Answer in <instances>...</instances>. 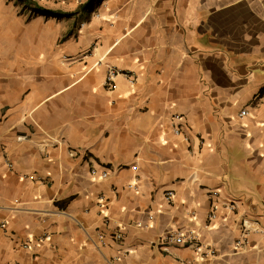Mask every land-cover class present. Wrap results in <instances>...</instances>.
<instances>
[{"label":"crops","instance_id":"0c3cea01","mask_svg":"<svg viewBox=\"0 0 264 264\" xmlns=\"http://www.w3.org/2000/svg\"><path fill=\"white\" fill-rule=\"evenodd\" d=\"M97 5L57 46L0 32V264H264L233 246L264 229V0Z\"/></svg>","mask_w":264,"mask_h":264},{"label":"rangeland","instance_id":"374dc122","mask_svg":"<svg viewBox=\"0 0 264 264\" xmlns=\"http://www.w3.org/2000/svg\"><path fill=\"white\" fill-rule=\"evenodd\" d=\"M87 1L0 0V22L6 23L5 28L0 25V32H6L8 38L39 35L41 50L48 44L57 46L66 37V32L75 31L86 19L99 16L97 2L99 4L101 0L93 6H88Z\"/></svg>","mask_w":264,"mask_h":264},{"label":"built area","instance_id":"2783aa9c","mask_svg":"<svg viewBox=\"0 0 264 264\" xmlns=\"http://www.w3.org/2000/svg\"><path fill=\"white\" fill-rule=\"evenodd\" d=\"M117 74V71L113 68H109L107 75H106V80H105V85L108 88H111L114 85V77ZM242 115L246 114V111L243 110L241 112ZM174 119L180 120L181 117L175 116ZM173 131L175 134H179L181 132V129L179 126H174ZM57 142V141H56ZM76 153L75 150H69V154L74 156ZM110 169L108 168H103L99 169L96 166L91 167L90 169V175L93 178H98V179H105L110 175ZM174 193L173 191H167L165 193V198L167 200H171L173 197ZM208 196L211 201V209L208 214V219L210 221L214 220L216 218V212L219 206V194L218 191H208ZM225 207L228 209L230 212H234L236 210L235 205L232 202H226L224 203ZM107 220H105L106 222ZM3 225V224H2ZM253 232H259L261 234H264V229L261 228L257 222V220L249 218V217H244L241 219V231L239 235L236 237L234 240V248L236 250H245L249 247L250 245V236ZM118 238H121L119 234H116ZM170 245H178V246H186V247H191L195 250H199L201 248L200 241L197 239V237L191 232H184L182 230H174V229H169L165 231L163 236L161 237L159 241V246L167 250L168 246Z\"/></svg>","mask_w":264,"mask_h":264},{"label":"trees","instance_id":"16d2710c","mask_svg":"<svg viewBox=\"0 0 264 264\" xmlns=\"http://www.w3.org/2000/svg\"><path fill=\"white\" fill-rule=\"evenodd\" d=\"M21 1H26V0H21ZM36 9H37V10H39V11L41 10L40 8H36ZM48 13H49V14H51V15H53V14H54V12H53V11H49ZM62 16H63V15H62Z\"/></svg>","mask_w":264,"mask_h":264}]
</instances>
